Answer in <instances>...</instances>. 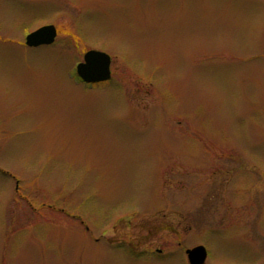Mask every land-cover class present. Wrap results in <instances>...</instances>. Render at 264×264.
<instances>
[{
	"label": "rangeland",
	"instance_id": "1",
	"mask_svg": "<svg viewBox=\"0 0 264 264\" xmlns=\"http://www.w3.org/2000/svg\"><path fill=\"white\" fill-rule=\"evenodd\" d=\"M90 49L110 81L77 78ZM198 245L264 264V0H0V264Z\"/></svg>",
	"mask_w": 264,
	"mask_h": 264
},
{
	"label": "water",
	"instance_id": "2",
	"mask_svg": "<svg viewBox=\"0 0 264 264\" xmlns=\"http://www.w3.org/2000/svg\"><path fill=\"white\" fill-rule=\"evenodd\" d=\"M58 31L55 25L49 24L29 33L26 36V45L39 47L51 45L55 42ZM111 56L104 51L88 50L83 61L76 67L77 75L87 83L107 81L111 78ZM190 264H206L208 251L205 246L199 245L186 250Z\"/></svg>",
	"mask_w": 264,
	"mask_h": 264
},
{
	"label": "flooded vegetation",
	"instance_id": "3",
	"mask_svg": "<svg viewBox=\"0 0 264 264\" xmlns=\"http://www.w3.org/2000/svg\"><path fill=\"white\" fill-rule=\"evenodd\" d=\"M111 70H112V69H111ZM111 75H112V72H111ZM109 81H110V80H109ZM107 82H108V81H107ZM104 83H106V82H104ZM98 84L100 85V84H103V83H98Z\"/></svg>",
	"mask_w": 264,
	"mask_h": 264
}]
</instances>
